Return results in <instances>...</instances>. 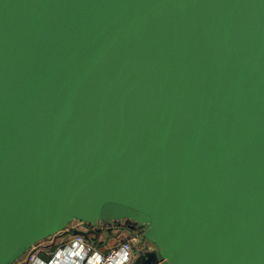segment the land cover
<instances>
[{
    "label": "water",
    "instance_id": "obj_1",
    "mask_svg": "<svg viewBox=\"0 0 264 264\" xmlns=\"http://www.w3.org/2000/svg\"><path fill=\"white\" fill-rule=\"evenodd\" d=\"M124 218L264 264V0H0V264Z\"/></svg>",
    "mask_w": 264,
    "mask_h": 264
},
{
    "label": "built area",
    "instance_id": "obj_2",
    "mask_svg": "<svg viewBox=\"0 0 264 264\" xmlns=\"http://www.w3.org/2000/svg\"><path fill=\"white\" fill-rule=\"evenodd\" d=\"M77 221L79 228H85L84 222ZM73 231H68L59 239H55V235L50 237L54 244L52 246L51 244L39 246L41 244L38 242L14 264H128L130 262L135 237L123 240L114 248L105 251L85 235ZM42 252H45L47 257H43Z\"/></svg>",
    "mask_w": 264,
    "mask_h": 264
},
{
    "label": "flooded vegetation",
    "instance_id": "obj_3",
    "mask_svg": "<svg viewBox=\"0 0 264 264\" xmlns=\"http://www.w3.org/2000/svg\"><path fill=\"white\" fill-rule=\"evenodd\" d=\"M146 227V224L128 218L110 220L108 222L98 221L95 226L85 223V228L88 230H96L88 238H97L103 229L114 232L116 229L121 228L128 232L129 238L135 237L136 241L133 243V255L128 264H158L162 261L159 257L158 246L153 241L144 237ZM156 258H158L157 261L153 262Z\"/></svg>",
    "mask_w": 264,
    "mask_h": 264
},
{
    "label": "rangeland",
    "instance_id": "obj_4",
    "mask_svg": "<svg viewBox=\"0 0 264 264\" xmlns=\"http://www.w3.org/2000/svg\"><path fill=\"white\" fill-rule=\"evenodd\" d=\"M74 223H79V221H73ZM85 231H87V228H84ZM90 236V234H89ZM128 232L125 231L123 228L121 229H116L114 232L108 231V230H102L101 234L97 237L99 241H105L104 246L102 249L107 250L114 248L117 246L121 241L128 239ZM92 240V239H91ZM40 243H47V240H42Z\"/></svg>",
    "mask_w": 264,
    "mask_h": 264
},
{
    "label": "crops",
    "instance_id": "obj_5",
    "mask_svg": "<svg viewBox=\"0 0 264 264\" xmlns=\"http://www.w3.org/2000/svg\"><path fill=\"white\" fill-rule=\"evenodd\" d=\"M75 221H77V220H75ZM81 228H82V229H81ZM81 228L78 227V222H77V223L71 222L65 231L60 232L59 234L55 235V236H56L55 239H59V238H61V237H64V236L68 233V231H70V230H74L73 232H76V231H82V230L84 229V227H81ZM53 237H54V236H53ZM87 238H88V237H87ZM88 239L91 241L92 238H88ZM44 240H45V239H44ZM46 240H47V243H46L47 245H48V244H51V246L54 245V244H53V240H51L50 237L47 238ZM39 244H41V245H39V246L44 245V243H40V242H39ZM46 244H45V245H46ZM51 246H50V248H51ZM103 250H104V249H103ZM42 255H43V257H47V255H46L45 252H42Z\"/></svg>",
    "mask_w": 264,
    "mask_h": 264
},
{
    "label": "trees",
    "instance_id": "obj_6",
    "mask_svg": "<svg viewBox=\"0 0 264 264\" xmlns=\"http://www.w3.org/2000/svg\"><path fill=\"white\" fill-rule=\"evenodd\" d=\"M91 241H93L98 247L102 248L105 244V241H99L97 238H93ZM109 250V249H107ZM105 250V251H107Z\"/></svg>",
    "mask_w": 264,
    "mask_h": 264
}]
</instances>
